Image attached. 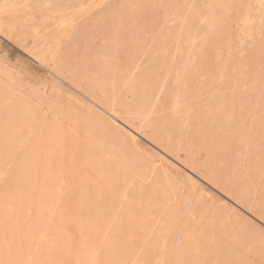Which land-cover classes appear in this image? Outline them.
<instances>
[{
  "label": "rangeland",
  "instance_id": "1",
  "mask_svg": "<svg viewBox=\"0 0 264 264\" xmlns=\"http://www.w3.org/2000/svg\"><path fill=\"white\" fill-rule=\"evenodd\" d=\"M262 68V0H0V261L258 250Z\"/></svg>",
  "mask_w": 264,
  "mask_h": 264
},
{
  "label": "snow or ice",
  "instance_id": "2",
  "mask_svg": "<svg viewBox=\"0 0 264 264\" xmlns=\"http://www.w3.org/2000/svg\"><path fill=\"white\" fill-rule=\"evenodd\" d=\"M262 6H264V0H262ZM261 96L264 100V68L261 71ZM264 107V105H262ZM262 129H264V116H262ZM8 145L6 144V148ZM262 209H264V202H262ZM261 217L264 218V210L260 213ZM260 235V246L258 250L255 246H248L246 248H240L234 244H222L219 246V254L222 258H217L214 260H201L196 258L188 259H176L173 261L165 262V264H264V224L259 228ZM43 239V238H42ZM6 242L11 246V241L6 239ZM216 247L215 244H212ZM192 244L186 245L185 252L191 257L192 255ZM202 248H197V254L202 252ZM0 264H19L16 261H0ZM143 264H160L159 261L150 262L145 261Z\"/></svg>",
  "mask_w": 264,
  "mask_h": 264
}]
</instances>
